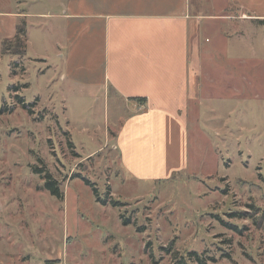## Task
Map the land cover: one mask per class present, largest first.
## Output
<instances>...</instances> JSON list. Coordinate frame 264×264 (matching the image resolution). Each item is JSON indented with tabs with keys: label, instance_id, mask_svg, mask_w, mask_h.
Instances as JSON below:
<instances>
[{
	"label": "rangeland",
	"instance_id": "obj_1",
	"mask_svg": "<svg viewBox=\"0 0 264 264\" xmlns=\"http://www.w3.org/2000/svg\"><path fill=\"white\" fill-rule=\"evenodd\" d=\"M57 1L0 0V10L54 13ZM30 20L25 53H0V264H172L192 250L214 257L207 264H264V68L228 60L264 61L263 25L241 22L216 43L207 28L216 21H202L204 95L188 118L184 158L174 146L140 174L124 170L114 148L128 110L109 87L64 80L63 31L56 20ZM84 179L121 205L102 204Z\"/></svg>",
	"mask_w": 264,
	"mask_h": 264
},
{
	"label": "crops",
	"instance_id": "obj_2",
	"mask_svg": "<svg viewBox=\"0 0 264 264\" xmlns=\"http://www.w3.org/2000/svg\"><path fill=\"white\" fill-rule=\"evenodd\" d=\"M58 4L61 8L54 13L0 10V48L23 19L26 43L31 18L56 20L65 43L62 78L80 87L103 91L109 87L125 106L128 114L116 124L114 148L124 170L137 173L140 165L151 164L174 146L184 158L188 118L204 95L203 89L198 94L196 85L202 21L219 22L207 27L216 32V43L230 31L236 33L241 22L257 21L264 31V0H64ZM213 48H207L212 57L221 43L215 45L216 51ZM228 60L248 69L264 68L256 54L230 55ZM217 61L220 54L211 59L212 64ZM219 67L225 74L233 73L224 64ZM258 82L264 85V75Z\"/></svg>",
	"mask_w": 264,
	"mask_h": 264
},
{
	"label": "trees",
	"instance_id": "obj_3",
	"mask_svg": "<svg viewBox=\"0 0 264 264\" xmlns=\"http://www.w3.org/2000/svg\"><path fill=\"white\" fill-rule=\"evenodd\" d=\"M9 43L7 44V41L10 40ZM10 39H3L1 42V52L0 53H7L8 55H16V54H22L25 53V40H26V25L25 23H19L16 25V31L15 34L12 38ZM18 48H20V50H18ZM14 90L16 89L15 87H13ZM16 99L18 100L19 104H21V106L23 108H28L29 105L27 106L24 99L20 96H16ZM140 102H145V99H137ZM69 144V143H68ZM69 147L72 148L69 144ZM47 181L45 183L46 187L49 188L51 191V194L56 195L57 197L61 198L62 194L61 192L58 190V186L56 184V181L49 175L47 174ZM84 182L86 185H90L95 196L96 199L98 201H100L102 204H107L110 203L112 206H119L121 205V203L117 200L114 199H100L97 193L96 188L94 187V184L91 183L88 179H84ZM252 206V205H250ZM239 214V213H238ZM242 214V213H241ZM240 215V214H239ZM129 223V219H124L123 220V224H127ZM142 229V228H140ZM149 244V243H148ZM146 244V245H148ZM172 246V241L169 243V247H164L163 250H166L167 252H170V247ZM214 257H208V256H203L199 253H197L196 251H189L186 253V255H179L177 253L174 254L173 256V260H172V264H207L208 261H214Z\"/></svg>",
	"mask_w": 264,
	"mask_h": 264
}]
</instances>
